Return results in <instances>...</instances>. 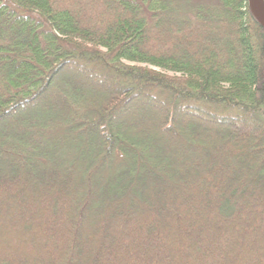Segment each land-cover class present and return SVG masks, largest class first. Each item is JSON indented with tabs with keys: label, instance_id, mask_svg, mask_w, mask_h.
I'll use <instances>...</instances> for the list:
<instances>
[{
	"label": "trees",
	"instance_id": "obj_1",
	"mask_svg": "<svg viewBox=\"0 0 264 264\" xmlns=\"http://www.w3.org/2000/svg\"><path fill=\"white\" fill-rule=\"evenodd\" d=\"M249 1L0 0V264H264Z\"/></svg>",
	"mask_w": 264,
	"mask_h": 264
},
{
	"label": "water",
	"instance_id": "obj_2",
	"mask_svg": "<svg viewBox=\"0 0 264 264\" xmlns=\"http://www.w3.org/2000/svg\"><path fill=\"white\" fill-rule=\"evenodd\" d=\"M250 8L257 23L264 26V3L263 0H250Z\"/></svg>",
	"mask_w": 264,
	"mask_h": 264
},
{
	"label": "rangeland",
	"instance_id": "obj_3",
	"mask_svg": "<svg viewBox=\"0 0 264 264\" xmlns=\"http://www.w3.org/2000/svg\"><path fill=\"white\" fill-rule=\"evenodd\" d=\"M225 113L230 114V115H231V114H232V115L235 114V112H232V111H226Z\"/></svg>",
	"mask_w": 264,
	"mask_h": 264
}]
</instances>
